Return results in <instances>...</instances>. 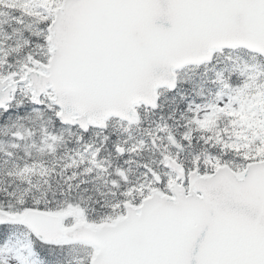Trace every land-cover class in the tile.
Returning a JSON list of instances; mask_svg holds the SVG:
<instances>
[{"label":"snow or ice","instance_id":"6c2138e0","mask_svg":"<svg viewBox=\"0 0 264 264\" xmlns=\"http://www.w3.org/2000/svg\"><path fill=\"white\" fill-rule=\"evenodd\" d=\"M0 264H264V0H0Z\"/></svg>","mask_w":264,"mask_h":264}]
</instances>
